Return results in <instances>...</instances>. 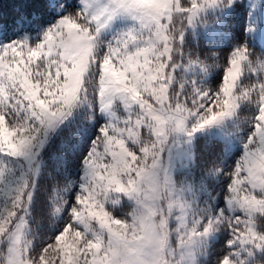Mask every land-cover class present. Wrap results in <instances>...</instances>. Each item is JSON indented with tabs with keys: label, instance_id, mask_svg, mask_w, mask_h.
<instances>
[{
	"label": "snow or ice",
	"instance_id": "snow-or-ice-1",
	"mask_svg": "<svg viewBox=\"0 0 264 264\" xmlns=\"http://www.w3.org/2000/svg\"><path fill=\"white\" fill-rule=\"evenodd\" d=\"M219 5L220 0H84V7L91 13L98 30L110 29L115 33L121 26L133 25L140 29L139 34L126 32L124 42L126 47L137 42L142 47H137L134 54L130 53L119 63L109 58L104 64L114 91L125 94L128 100L124 109L127 119L120 121L119 117H113L114 122L125 129L139 127L141 135L145 132L152 135L153 116L172 120L178 127L179 134L171 137L161 135L157 129L156 135H152L154 145L146 149L148 162L140 168L134 163L135 155L130 156L133 163L119 158L120 149H114L110 131L101 130L105 140L100 145L91 140L76 145L70 140L73 102L93 47L90 30L82 29L62 12L58 15L63 18L54 16L39 25L30 16L19 15L11 25L12 36L0 29V250L7 245V255H0V264H22L20 245L25 220L37 190L29 178H38L49 165L62 164L69 148L83 150L88 157L83 160L86 169H109L114 179L118 170H130V182L144 174L151 177L152 199L141 220L148 224L150 238L164 249V259L159 264H169V260L172 264H192L195 250L203 247V238H211L221 222L231 225L237 237L231 247L243 245L240 251L232 253L233 258L251 256L247 249L257 244L264 250V228L256 223L264 212V202L257 199L264 197V152L259 146L251 155L249 171L242 174L246 180H234L229 199L221 200L230 214L227 220L211 199L200 207L201 198L206 194L203 182H177L178 171L187 170L193 160L191 141L183 133L198 136L223 116L218 111V97L204 92L202 87H193L201 100L197 111L180 104L179 96L173 103L172 90L177 87L174 61L177 55L183 56L182 51H177V45L182 48L186 37L198 32L210 17L223 27L236 21V13L242 14L241 39L246 17L249 25L261 26L264 40V0H236L234 10ZM141 55L145 59H140ZM242 59L243 54L235 52L230 66L220 69L213 77L223 85L221 95L225 97V104L233 97ZM225 62L228 63L227 59ZM198 64L199 61L190 59L179 70L186 77L193 74L207 77L208 69L197 67ZM180 92L183 93V88ZM260 121H264V115ZM260 121L254 125L257 136L261 135ZM122 163L125 167L118 169ZM160 193L163 198L157 206ZM238 216L241 219L237 220ZM172 228L177 230L181 241L179 252L167 246L166 236ZM56 239V264H78L83 259L84 249L78 246V241L74 242L69 231ZM47 251L43 249L41 264H50ZM224 264H232V260L226 258ZM236 264L249 262L237 260Z\"/></svg>",
	"mask_w": 264,
	"mask_h": 264
},
{
	"label": "clouds",
	"instance_id": "clouds-1",
	"mask_svg": "<svg viewBox=\"0 0 264 264\" xmlns=\"http://www.w3.org/2000/svg\"><path fill=\"white\" fill-rule=\"evenodd\" d=\"M235 4L236 0H220L219 6L234 10ZM244 7L247 9V4ZM46 10L51 14L49 21L54 16L63 18L58 15L62 12L81 25L82 29L90 30L93 36L88 66L73 102L70 140L76 145L87 144L89 140L100 145L105 140L101 130L110 131L114 149H120L119 158L133 163L130 156L135 155L137 168L145 166L148 162L146 149L154 145L152 135H156L157 129L161 130V135L171 137L179 134L178 127L172 120L153 116L155 127L151 128L152 135L148 132L141 135L139 127L125 129L114 122L113 117H119L120 121L127 119L124 109L128 100L125 94L114 91L112 78L104 70L107 59L119 63L120 59L134 54L137 47L143 46L137 42L129 43L126 47L124 42L126 32L139 34L140 29L133 25L121 26L115 33L110 29L98 30L91 13L84 7V0H47ZM241 16V13H236V21L223 27L218 26L219 22L214 17H210L198 32L186 37L182 48L177 45V51H182L183 56L177 55L174 61L177 87L172 90L173 103L175 97L179 96L180 104L193 112L197 111L201 100L195 95L193 87L198 86L218 97V111L223 113L217 124L201 130L198 136L191 132L183 133L191 141L193 160L187 170L178 171L177 182H203L206 194L201 198L200 207L211 199L225 220L230 218V214L221 200L229 199V189L234 180H246L242 174L249 171L251 155L256 153L257 146L264 152V139H261L264 136V121H260V116L264 115V67H261L264 65V40L261 39V26L249 25L246 17L241 39ZM0 29L8 36L13 34L11 27L4 26L2 19ZM235 52L243 54L240 75L232 89L233 97L225 104V97L221 95L223 85L213 77L219 74L220 69L230 66ZM140 59L145 57L141 55ZM190 59L199 61L197 67L208 69L207 77L198 74L186 77L179 70V66H186ZM193 71L195 73V69ZM197 81L199 84H196ZM181 88L183 93L180 92ZM258 121L261 125L260 136L254 130ZM21 123L24 121L21 120ZM84 159L88 157L82 149L73 151L69 148L62 164L49 165L38 178H29L37 190L30 214L25 220L20 245L23 248L22 264H41L40 256L45 248L48 249L50 264H56V238L64 231H69L74 242L78 241V246L84 249L83 259L78 264H159L164 259V249L150 238L149 226L141 220L150 207L148 201L152 199L151 177L144 174L132 178L134 182H130L131 171L118 170L114 179L109 169H86ZM123 167L124 163L118 165V169ZM161 198L162 193L157 196V206ZM257 199L264 202V197ZM256 223L264 228V212ZM176 231L172 228L166 240L168 247L179 252L181 241ZM236 240L232 226L221 222L216 225L211 238H203V247L195 250L192 264H224L226 258H230L232 264H236L237 260L264 264V250L260 244L247 249L251 256L245 254L233 258L232 253L243 248V245L231 247ZM0 255H7V245L0 250ZM169 264H172L171 260Z\"/></svg>",
	"mask_w": 264,
	"mask_h": 264
},
{
	"label": "trees",
	"instance_id": "trees-1",
	"mask_svg": "<svg viewBox=\"0 0 264 264\" xmlns=\"http://www.w3.org/2000/svg\"><path fill=\"white\" fill-rule=\"evenodd\" d=\"M47 0H0V19L4 26L11 27L19 15L30 16L36 25L48 21ZM35 26V25H34Z\"/></svg>",
	"mask_w": 264,
	"mask_h": 264
}]
</instances>
